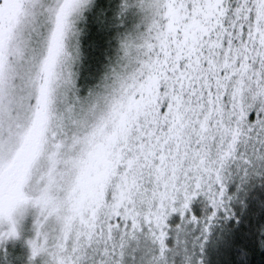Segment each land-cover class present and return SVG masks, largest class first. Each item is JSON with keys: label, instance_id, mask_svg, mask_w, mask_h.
Segmentation results:
<instances>
[{"label": "snow or ice", "instance_id": "snow-or-ice-1", "mask_svg": "<svg viewBox=\"0 0 264 264\" xmlns=\"http://www.w3.org/2000/svg\"><path fill=\"white\" fill-rule=\"evenodd\" d=\"M90 4L0 0V264L31 210L29 264H202L228 180L264 174V0H122L143 30L82 83Z\"/></svg>", "mask_w": 264, "mask_h": 264}, {"label": "trees", "instance_id": "trees-1", "mask_svg": "<svg viewBox=\"0 0 264 264\" xmlns=\"http://www.w3.org/2000/svg\"><path fill=\"white\" fill-rule=\"evenodd\" d=\"M118 1L119 4L114 0H94L85 12L79 44L85 49L88 60L76 67V71L81 68L79 78L82 83L101 75L120 55L121 42L143 30V27L132 30L137 24L128 22L130 16L121 15L122 0ZM226 187L231 198L227 201L230 211L217 213L206 239L201 238L202 252L197 246V258L202 264H264V174H249L243 179L235 175ZM210 212L211 208L202 196L194 198L190 204L189 214L198 219H206ZM170 222L179 223V215L174 214ZM199 233L200 226H196L193 234L199 236ZM131 252L136 261L144 257L145 264H149L150 254L146 250ZM135 260H132L133 264H137Z\"/></svg>", "mask_w": 264, "mask_h": 264}, {"label": "rangeland", "instance_id": "rangeland-1", "mask_svg": "<svg viewBox=\"0 0 264 264\" xmlns=\"http://www.w3.org/2000/svg\"><path fill=\"white\" fill-rule=\"evenodd\" d=\"M114 2H115V4H119L118 0H114ZM93 4H94V0H91V4L85 10V12H87ZM85 12L83 14V18L80 19L76 25L77 29L79 30V37H78L79 41H80L81 35L83 33ZM127 16L128 17L130 16V20L128 22H133V23H135V25L137 24L136 26H134V28H132V30L137 29L138 26L143 27V24L141 23V21L143 19V14L140 13L138 10H136V9L130 10L126 14V17ZM126 17L123 20L124 23H125ZM79 45H80L81 59H80V62L78 65H80V64L83 65V63L88 60V57H86L85 49L81 47V44H79ZM115 61L116 60H114L113 63H115ZM78 69H77V72L80 75L81 68L79 70ZM34 222H35V210H31L21 220V223H20V226L18 229L19 237L9 239L8 241H6L4 243V247L7 249V252H8V258L7 259L9 261V264H29V257L31 255V250L27 244V241L29 239L33 238L35 235ZM131 251L132 250H130L124 258L125 264H131L132 260H135L132 256L133 254ZM205 257H207V255ZM136 262H137V264H139V263L145 264L146 260L144 259V257H141V258H138V261H136ZM35 264H41V258L40 257L36 258Z\"/></svg>", "mask_w": 264, "mask_h": 264}]
</instances>
